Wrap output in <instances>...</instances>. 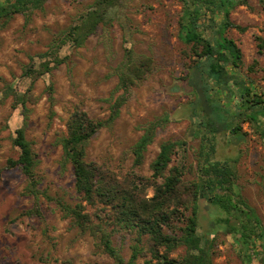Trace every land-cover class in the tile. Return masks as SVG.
I'll return each mask as SVG.
<instances>
[{
    "label": "rangeland",
    "instance_id": "obj_1",
    "mask_svg": "<svg viewBox=\"0 0 264 264\" xmlns=\"http://www.w3.org/2000/svg\"><path fill=\"white\" fill-rule=\"evenodd\" d=\"M95 1L46 0L32 12L14 13L6 23L0 19V167H6L9 158L18 157L20 149L13 144V137L26 122V137L39 158L37 171L42 179L41 187L69 203L78 202L73 169L70 163L64 165L60 138L67 133V121L77 107L84 108L94 119L110 117L114 99L121 93L116 89L115 68L123 59L125 48L131 47L136 53L153 59V71L132 87L119 116L91 138L87 159L96 161L107 175L119 180L132 172L152 176L151 163L161 143L179 140L184 143L173 155L169 167L184 165L185 179L189 181L198 175L202 148L205 153V144H214L212 161L218 163L222 173L231 174L233 193L254 208L261 220L262 235L253 237L255 245L247 248L240 241V235L229 232L230 226L222 220L229 216L231 224L240 225L242 221L248 222L247 218L238 216L236 211L228 214L206 198L198 202V233L203 243L211 245L214 264H263L264 135L261 125L243 120V116L252 113L249 103H243L240 117L233 92L227 88L219 90L213 81L208 84L210 90L205 97L214 98L208 105L221 108L223 123L220 124L229 130L215 135L209 132L205 104L194 103L196 93L188 81L194 55H188L189 46L179 37L183 0H125L98 24L82 45L69 42L62 46L59 54L67 57L65 62L34 82L24 73L26 66L39 67L50 59L44 53L49 51L52 42L79 22ZM230 17L233 23L246 28L242 31L230 27L226 35L243 51V65L237 71L246 82L244 88L251 89L247 98L257 93L264 99V52L257 46V37H264V5L259 0H249V5L234 8ZM7 86L14 92L6 95ZM29 89L31 99L25 104L26 118L22 103H16L15 93ZM160 117L166 120L157 128L144 162L136 165L133 145L143 134V126ZM262 119L263 125L264 115ZM201 120L204 123H199ZM237 124H241L242 130L232 134L231 129ZM158 181L162 182L163 177ZM26 184L18 167L5 168L0 176V264L113 263L91 234L81 233L71 225L70 218L63 216L54 201L41 198L44 221L25 214L35 200L26 194ZM227 192L231 191H214ZM153 193V186L148 187V196ZM103 206L102 203L95 207L87 205V210L94 215ZM94 219L98 221L95 216ZM135 236V230L117 228L113 232V244L126 259L130 257ZM185 251L184 246H179L171 256L183 255Z\"/></svg>",
    "mask_w": 264,
    "mask_h": 264
},
{
    "label": "trees",
    "instance_id": "obj_2",
    "mask_svg": "<svg viewBox=\"0 0 264 264\" xmlns=\"http://www.w3.org/2000/svg\"><path fill=\"white\" fill-rule=\"evenodd\" d=\"M45 1L2 0L0 19L3 18V22L6 23L14 13L32 12L34 9L41 8ZM124 1L96 0L91 9L81 15L79 22L52 42L49 51L44 53V56H50V59L43 61L39 67L26 66L24 73L34 82L45 72L65 62L67 57L59 54L62 46L69 42H74L78 46L82 45L98 24ZM259 1L264 5V0ZM183 3L179 37L189 46L188 55L190 53L194 55L193 64L189 67L188 81L196 93L197 100L194 103L205 104L209 132L215 135L229 130L227 126L223 127V124H220L223 123L221 108L218 105L212 108L208 105L214 98L205 97V93L210 90L208 84L216 81L219 90L227 88L229 92H233L240 117L243 116L241 109L243 103H249L252 113L243 116V120L261 125L259 127L264 135V123L262 125L264 99L257 93L247 98L251 94L250 87L244 88L246 82L240 78L238 71H232L229 67L232 66L238 70L242 67L243 51L234 39L226 35V30L230 27H236L242 31L246 29L233 23L230 17L231 11L239 5H249V0H183ZM216 15L220 18L216 19ZM257 38V46L262 53L264 37ZM52 62L53 65H51ZM152 71L151 57L138 54L133 48L126 47L123 59L115 68L118 75L116 89L121 93L114 99L110 117L107 120L94 119L82 107L75 108L71 113L67 121V133L60 138V143L64 165L70 163L73 169L78 202L69 203L63 197H55L41 187L42 179L37 171L39 158L33 149L32 142L26 137V122L16 130V136L13 137V144L20 149L19 155L17 158H9L6 167H0V176L5 168L18 167L27 181L26 194L35 199L34 205L27 209L25 214L44 221L41 198L54 201L63 216L70 218L73 227L95 238L96 245L113 259L112 264H214L211 245L203 243V238L198 233L200 209L198 202L201 198L217 204L228 214L236 211L238 216L246 217L248 222L242 221L240 225L231 224L229 216L222 220L230 226L229 232L238 233L244 246L251 248L255 245L253 237L260 238L262 235L259 231L261 230L260 217L244 199L233 193L231 174L222 173V170L217 167L218 163L212 161L214 144L209 143L207 146L204 143L206 152L203 153L202 148L198 175L189 181L185 179L184 165L174 164L169 167L173 155L184 143L179 140L168 139L161 143L160 151L151 163L152 176L132 172L127 174L124 180H119L107 175L96 161L87 159V146L91 138L104 125L111 123L119 116L122 106L129 99L132 87ZM6 90V95L11 91L14 92L10 86H7ZM30 91L29 89L28 92L15 93L16 103H22L26 118L28 108L25 104L31 99ZM51 99H53L52 96ZM16 103H14L15 106ZM164 120L166 119L161 117L155 118L143 126L144 132L132 148L136 165L144 162L145 152L153 142L157 128L164 123ZM199 123L204 122L201 120ZM239 130H242L241 124L231 129L232 134L238 133ZM159 177H163L162 182L158 181ZM150 186L154 188L152 196L147 194ZM218 190L231 192L214 193ZM99 203L104 205L100 212H95L93 215L87 210V205L95 207ZM94 216L98 218V221H95ZM117 228L136 231L128 259L123 256L120 248L113 244L112 235ZM179 246L185 247V253L180 256H171V253ZM141 257L144 259L140 263ZM248 258L251 262L252 257L249 254Z\"/></svg>",
    "mask_w": 264,
    "mask_h": 264
},
{
    "label": "crops",
    "instance_id": "obj_3",
    "mask_svg": "<svg viewBox=\"0 0 264 264\" xmlns=\"http://www.w3.org/2000/svg\"><path fill=\"white\" fill-rule=\"evenodd\" d=\"M238 44V43H237ZM230 67V69L232 70V71H236L237 72V69L236 68H234V67H232V66H229Z\"/></svg>",
    "mask_w": 264,
    "mask_h": 264
},
{
    "label": "water",
    "instance_id": "obj_4",
    "mask_svg": "<svg viewBox=\"0 0 264 264\" xmlns=\"http://www.w3.org/2000/svg\"><path fill=\"white\" fill-rule=\"evenodd\" d=\"M263 187H264V182H263Z\"/></svg>",
    "mask_w": 264,
    "mask_h": 264
}]
</instances>
